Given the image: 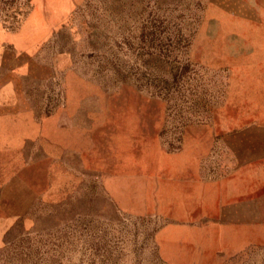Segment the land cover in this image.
<instances>
[{
    "label": "rangeland",
    "instance_id": "rangeland-1",
    "mask_svg": "<svg viewBox=\"0 0 264 264\" xmlns=\"http://www.w3.org/2000/svg\"><path fill=\"white\" fill-rule=\"evenodd\" d=\"M254 155L264 0H0V264H264Z\"/></svg>",
    "mask_w": 264,
    "mask_h": 264
},
{
    "label": "crops",
    "instance_id": "crops-1",
    "mask_svg": "<svg viewBox=\"0 0 264 264\" xmlns=\"http://www.w3.org/2000/svg\"><path fill=\"white\" fill-rule=\"evenodd\" d=\"M258 156L254 155L255 158L251 159V162L255 164L264 162L262 156L257 159ZM210 213L213 214V218L233 223H245L248 219L264 220V198L257 195V191L254 194L252 190L248 191L247 180L239 173L238 191H234V195H223L216 200Z\"/></svg>",
    "mask_w": 264,
    "mask_h": 264
}]
</instances>
